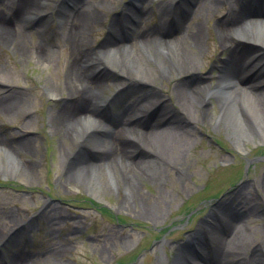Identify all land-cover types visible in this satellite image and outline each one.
Masks as SVG:
<instances>
[{
    "label": "bare ground",
    "instance_id": "obj_1",
    "mask_svg": "<svg viewBox=\"0 0 264 264\" xmlns=\"http://www.w3.org/2000/svg\"><path fill=\"white\" fill-rule=\"evenodd\" d=\"M51 1L0 0V43L11 49L17 48L21 57L33 55L47 68L53 63L56 51L46 41L32 46L31 32L25 31L22 25L25 22L29 26L42 28L44 22L41 21L53 16L64 21L63 37L69 50L68 59L64 60L67 66L63 78L67 82L59 88L61 94L49 88V85L47 93L54 98L65 94L61 97L63 103L56 110L54 121L51 117V131L63 141L59 150H62L64 164L70 166L69 180L79 177L88 183L95 196H99L98 171L103 169L106 172L110 167L119 166L128 171L124 182L127 184L126 200L137 203L141 200L136 185L138 178L157 181L168 156L171 157L174 149L184 146V138L198 123L196 112H207L211 101L223 93L227 101L220 106L219 122L230 126L229 114L233 112L237 115L233 121L242 126L240 130L247 140L253 142L254 139L249 137L252 124L256 131L255 138L264 141V0H144L150 7H155L154 12L161 26L159 29L140 24L146 7L140 9L137 4L142 0H132L123 8L127 16L125 19L123 16V22L113 16L105 24L109 36L100 44H92L88 33L93 31L97 36L105 23L102 14H111L112 9L100 3L102 9L93 10L77 6L79 1L71 0L73 8L77 6V11L75 15L65 11L67 14L64 15L59 10L64 0L53 2L52 13L48 9ZM10 3L13 5L10 12H3L2 6L7 7ZM37 8L44 9L42 12L46 17L35 21L30 15ZM134 11L135 16L129 17L128 14ZM220 13L223 16L209 28L208 18ZM5 14H10V17L5 18ZM64 16L73 17V20L65 21ZM215 40L220 52L213 51L208 57L214 62L220 53L225 52L228 56L217 65L219 74L215 82L211 77L198 80L195 75L201 68V57ZM245 52L250 54L245 55ZM248 65L249 69L246 68ZM109 74L112 78L131 83L128 90L134 94L131 103L123 104L118 99L129 87L117 90L115 96L103 100L104 87L112 80H108ZM161 80L163 83L168 81L167 85L160 91V86L154 89L155 83ZM9 83L0 76V88L5 90V94L0 96V113L5 116L17 115L26 104L22 92L12 89ZM121 92L124 93L119 95ZM114 106L118 111L111 116L109 110ZM140 112L146 117L134 121L133 118ZM240 116L250 126L244 125ZM110 122L114 127L106 125ZM30 127L23 125L22 128L28 133L25 138L22 135L13 143H8L9 140L6 141L0 134V173L24 182L33 179L36 165V161L30 158L28 163L18 160L23 155H32V141L28 138L32 133ZM102 129H106L104 141L96 137ZM108 129L118 131V136L110 140L112 132ZM66 142H70V145ZM84 142L89 143L88 152L83 148V155L87 158L76 157L71 162L76 150L85 145ZM134 145L143 147L153 158L140 160L131 156ZM237 147L239 150L243 148L239 142ZM130 171L137 175L136 181L127 177ZM110 181L113 183L112 178ZM245 198L244 190L238 188L233 198H229L230 202L218 204L213 218L216 226L209 223L210 216L208 223L202 224L207 229L212 226V243L205 247L204 241L208 237H204L203 231L198 229L194 241L189 238L185 247H179V254L172 259V264H248L240 257L249 253L251 242L255 244L257 241L245 232V215L236 209V202ZM146 206L143 203L142 211L151 215V208ZM251 210L254 213L257 211L255 214L260 213L258 205H253ZM259 241L248 257L249 264H264V238ZM13 258L10 264H25L26 259Z\"/></svg>",
    "mask_w": 264,
    "mask_h": 264
},
{
    "label": "rangeland",
    "instance_id": "obj_2",
    "mask_svg": "<svg viewBox=\"0 0 264 264\" xmlns=\"http://www.w3.org/2000/svg\"><path fill=\"white\" fill-rule=\"evenodd\" d=\"M43 1L45 0H37L38 3ZM62 1L49 2L50 12L53 10V2ZM66 1L62 2L59 9L64 15L67 14L65 11L75 15L78 5L99 11L103 7L101 3L112 9L111 14H106L105 11L102 14L105 20L101 26L102 31L97 36L93 31L88 33L92 44L105 41L109 36L108 26L105 24L113 16L123 21V14L124 19L127 17L123 8L131 2L78 0L79 4L73 8L71 0ZM143 1L137 4L140 9L146 7L140 24L155 28L159 24L154 12L156 9ZM5 8V5L2 6L3 12ZM42 10L44 9L34 10L30 18L41 15ZM70 16H64V20H73ZM128 16H135V11ZM222 16L220 13L208 18V27L213 26L215 20ZM41 22H44V30L47 29L43 36L38 32V26L32 27L24 22L22 28L31 32L32 46L46 40L48 46L56 51L53 63L47 68L33 55L21 57L17 48L11 49L0 43V70L5 71L0 72V76L7 79L12 89L22 92V97L26 98L24 110L17 115L5 116L0 113V134L6 141L9 140L8 143H13L28 133L22 128L23 125L32 126V133L28 135L32 141V155H23L18 160L23 163H28L30 159L36 161L33 179L28 182L0 173V244L3 247L0 250V264H10L15 259H11L13 256L26 259L25 264H172V259L179 254V247H185L179 245H184L191 236L194 241L198 229L203 231L204 237H208L204 241L205 247L212 243L214 234L211 227L216 226L215 219L213 220L215 209L221 202H230L229 198H233L238 188L244 190L245 199L249 201L246 204L245 199L238 200L236 209L243 213L249 205L254 204L260 210L259 214L251 209L243 213L245 232L257 241L255 244L250 243L249 253L246 251L247 255L244 256L246 259L250 257L251 251L260 243V238H264V141L255 138L256 131L252 124L250 126L240 116L244 125L250 126L249 137L254 138L253 142L247 140L240 130L242 126L233 121L237 118L233 112L229 114L232 122L230 126L219 122V110L227 101L226 94L213 99L207 112H196L198 123L184 138V146L171 151V157L169 155L167 163L161 167L157 181L141 178L136 181L137 175L129 172L127 177L136 181L141 200L137 203L126 200L127 184L124 182L128 171L119 166L110 167L106 172L103 169L98 171L99 196H95L86 181L79 177L68 179L70 166L64 164L62 150H59L63 141L51 131V117L54 121L56 110L63 103L61 97L65 94L62 93L59 97L57 95V98L51 97L47 93V85L61 94L59 88L67 82L63 78V72L67 66L64 60L68 59L69 49L63 37L64 21L53 16ZM208 48L201 57V68L195 76L198 80L211 77L215 82L219 74L217 65L228 54L220 53L213 62L208 56L213 51L220 50L219 44L215 40ZM111 78L112 75L109 74L108 80ZM129 83L112 78L107 82L108 86L104 87L103 100L115 96L120 88L126 90L131 84ZM167 83L168 81L163 83L161 80L153 88L160 86V91ZM137 84L141 85L140 82ZM128 90L130 87L127 92L124 91L125 94L119 93L123 94L118 98L123 104L133 101L134 94ZM4 94L5 90L0 88V96ZM114 104L116 105V101ZM102 106L107 109L106 104ZM117 111L115 106L109 110L111 116ZM104 113L107 114L108 111L105 110ZM106 125L114 127L111 122ZM109 131L112 132L110 140L119 134L115 129ZM104 135L106 129L95 136L104 141ZM237 142L242 144V150L238 149ZM66 144L70 145V142ZM88 144L85 143L81 149L76 150L71 162L76 157L87 158L83 155V148L88 152ZM131 151V156L140 160L153 158L138 145L132 146ZM143 203L151 208V215L142 211ZM209 216V223L213 225L207 229L202 224L208 223Z\"/></svg>",
    "mask_w": 264,
    "mask_h": 264
}]
</instances>
